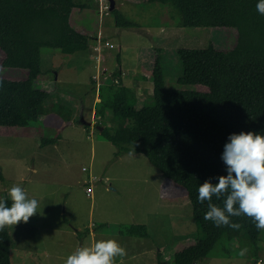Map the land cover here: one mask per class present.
I'll return each instance as SVG.
<instances>
[{
  "label": "rangeland",
  "instance_id": "1",
  "mask_svg": "<svg viewBox=\"0 0 264 264\" xmlns=\"http://www.w3.org/2000/svg\"><path fill=\"white\" fill-rule=\"evenodd\" d=\"M116 1L115 8L137 27H117L104 0H90L91 8L73 9L69 20L75 29L91 36L89 49L72 54L42 49L41 74L2 66L0 50L1 77L32 78L36 88L48 92L38 121L0 126V199L9 197L16 185L38 201V211L27 223L8 226L11 264H65L75 250L101 240H116L126 249L127 254L116 257L115 264H173L193 243L197 229L185 189L162 175L141 151L116 155L118 148L94 123L100 121L91 112L100 87L92 76L101 83L104 72L111 75L120 70L124 84L135 92L138 108L152 102L150 73L159 54L167 87L204 90L176 83L182 72L177 50L209 44L228 50L236 41V30L177 27L167 6ZM97 37L98 43H92ZM106 40L112 48L104 45ZM91 45H98L99 51ZM106 113L108 117L100 123L111 133L131 124ZM53 138L57 139L54 144L42 142ZM129 224H143L148 236L118 233L120 225ZM260 244L264 259V239ZM244 250L240 241L222 238L197 264H254Z\"/></svg>",
  "mask_w": 264,
  "mask_h": 264
},
{
  "label": "trees",
  "instance_id": "2",
  "mask_svg": "<svg viewBox=\"0 0 264 264\" xmlns=\"http://www.w3.org/2000/svg\"><path fill=\"white\" fill-rule=\"evenodd\" d=\"M142 1L167 6L177 27L234 28L236 41L228 50L211 44L177 50L182 72L176 83L199 85L204 90L167 87L161 56L156 55L150 73L152 102L138 108L134 90L124 84L121 71L115 70L110 80L100 85L95 103V117L100 121L96 125L102 126L106 111L131 122L113 133L105 126L101 129L118 148L115 154L141 151L162 175L185 189L197 230L188 252L173 264L202 261L222 238L240 241L246 249L244 256L258 260L264 230H258L247 216L230 218L239 228L217 227L204 220L207 201L197 199L200 184L206 180L215 184L219 176L227 175L221 154L230 134L251 131L264 135V15L256 10L258 0ZM91 5L90 0H0L2 66L41 74L42 49L64 54L88 50L91 36L75 29L69 18L73 9H89ZM110 13L117 27H137L119 9ZM33 82L32 78L0 76V126H27L44 114L48 92ZM56 140L42 142L53 144ZM127 143L133 147H126ZM0 200H7L11 207V198ZM213 202L223 206V198L214 197ZM118 228L121 235L148 236L143 224ZM10 248L6 226L0 231V264H11Z\"/></svg>",
  "mask_w": 264,
  "mask_h": 264
},
{
  "label": "clouds",
  "instance_id": "3",
  "mask_svg": "<svg viewBox=\"0 0 264 264\" xmlns=\"http://www.w3.org/2000/svg\"><path fill=\"white\" fill-rule=\"evenodd\" d=\"M256 10L264 15V0H258ZM221 159L227 175L219 176L215 184L206 180L198 188V202L207 201L204 220L217 227L239 228L230 218L247 216L258 230H264V135L251 131L230 134ZM8 194L11 207L7 206V200H0V231L21 221L27 223L38 211V201L29 199L20 186L14 185ZM214 197L223 198L222 207L213 202ZM126 254L116 240H101L92 247L75 250L65 264H115L116 257Z\"/></svg>",
  "mask_w": 264,
  "mask_h": 264
},
{
  "label": "built area",
  "instance_id": "4",
  "mask_svg": "<svg viewBox=\"0 0 264 264\" xmlns=\"http://www.w3.org/2000/svg\"><path fill=\"white\" fill-rule=\"evenodd\" d=\"M113 3H114V5H117V1L116 0H111ZM120 1V0H119ZM104 3H105V7H106V9H109V6H110V0H104ZM98 41V37L96 38V42ZM98 43V42H97ZM104 45L105 46H108V47H110V48H112L113 47V44H111L109 41H104ZM94 50H96V51H99V47H98V45H96L95 47H94ZM98 57V56H97ZM105 69L103 68V71H104ZM101 74H103V72L101 73ZM109 75H110V73H108ZM104 80H102V82L100 83V82H98V78L96 77V76H92V78H93V80L95 81V86L96 87H100V85L102 84V83H104V81H106V80H110L109 79V75H106L105 74V72H104ZM106 75V76H105ZM114 83H116L117 82V79H115V80H112ZM97 91L99 92V90L97 89ZM82 170H86V168L85 167H82ZM92 179H94L93 177H92ZM85 191H86V194L87 195H90V193H91V186H90V184L86 187V189H85ZM263 261H264V259L263 258H259L258 260H254V264H263ZM194 264H197V263H194Z\"/></svg>",
  "mask_w": 264,
  "mask_h": 264
},
{
  "label": "crops",
  "instance_id": "5",
  "mask_svg": "<svg viewBox=\"0 0 264 264\" xmlns=\"http://www.w3.org/2000/svg\"><path fill=\"white\" fill-rule=\"evenodd\" d=\"M84 10H85V9H84ZM69 20H70V18H69ZM91 42L94 43V42H96V40H92ZM94 44H95V43H94ZM89 46H90V44H89ZM91 47L94 48L95 45H93V46L91 45ZM103 59H104V58H103ZM95 93H96V95H95V98H94V100H93L94 107H93L92 110H91L92 115H95V103H96L97 101H99L98 91L96 90ZM59 114L61 115V114H63V113L60 112ZM66 116H67V115H66ZM66 116H64V118H65ZM106 117H108V116H107V113H106ZM84 122H85V121H84ZM94 123L96 124V122H94ZM94 123H93V124H94ZM48 124H49V123H48ZM90 125H91V123H90ZM97 127H98L99 130H101V129L103 128L102 126H100V127L97 126ZM100 128H101V129H100ZM121 128H122V127H121ZM122 129H123V128H122ZM119 130H121V129H119ZM55 143H56V142H55ZM53 144H54V143H53ZM131 148H132V146H131ZM260 258H262V257H260ZM120 260H121V259H120ZM253 261H254V258L252 259L251 263H253ZM249 264H250V263H249Z\"/></svg>",
  "mask_w": 264,
  "mask_h": 264
},
{
  "label": "water",
  "instance_id": "6",
  "mask_svg": "<svg viewBox=\"0 0 264 264\" xmlns=\"http://www.w3.org/2000/svg\"><path fill=\"white\" fill-rule=\"evenodd\" d=\"M115 8L114 3L110 0V6H109V11L113 10ZM101 129V128H100Z\"/></svg>",
  "mask_w": 264,
  "mask_h": 264
}]
</instances>
